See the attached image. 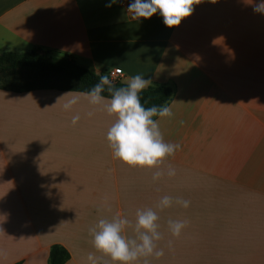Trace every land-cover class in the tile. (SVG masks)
I'll use <instances>...</instances> for the list:
<instances>
[{
  "label": "crops",
  "instance_id": "obj_1",
  "mask_svg": "<svg viewBox=\"0 0 264 264\" xmlns=\"http://www.w3.org/2000/svg\"><path fill=\"white\" fill-rule=\"evenodd\" d=\"M129 2L0 0V55L38 50L96 74L121 69L126 85L139 74L147 88L171 87L173 116L157 119L181 146L159 168L130 167L106 139L115 117L84 93L0 91V187L23 188L20 204L0 203V264H48L53 245L68 250L67 264H89V254L114 264L89 228L116 214L134 225L145 208L159 225L187 223L180 255L166 237L163 256L138 264H264V14L252 0H199L169 28L159 14L132 20ZM156 171L165 175L154 180ZM165 195L190 205L161 210Z\"/></svg>",
  "mask_w": 264,
  "mask_h": 264
},
{
  "label": "clouds",
  "instance_id": "obj_2",
  "mask_svg": "<svg viewBox=\"0 0 264 264\" xmlns=\"http://www.w3.org/2000/svg\"><path fill=\"white\" fill-rule=\"evenodd\" d=\"M117 0L106 5L111 7ZM215 3L216 0H211ZM249 3V0H246ZM199 0H130L127 11L132 20L150 19L156 14L163 18L165 26H179L182 20L193 14L194 5ZM254 12L264 14V0H252ZM152 83L137 74L132 76L124 87H115L107 76H101L84 95L93 106L109 116L115 117L108 128L106 139L112 150L113 158L119 159L130 167L159 168L168 158L175 155L180 144L166 142L157 118H171L172 110L167 105L145 107L141 102V93ZM107 91L108 97L102 95ZM65 93L63 96L68 95ZM79 97L73 96L64 105L70 111L78 103ZM92 115V113H89ZM80 120L79 114L72 116L75 125ZM166 174L175 176V169L169 166ZM165 175L164 171H156L153 179ZM188 208L190 201L165 195L160 198L157 207L161 210L173 205ZM160 217L152 208L138 209L133 225L127 217L116 214L110 219L100 218L89 228L94 248L110 257L114 264H138L141 258L164 255L157 242L162 239L159 229ZM186 221L168 220V229L173 237L179 238L186 227ZM127 228H133L134 238L125 234ZM170 243V242H169ZM89 264H97V258L89 254ZM145 264L147 261L145 259Z\"/></svg>",
  "mask_w": 264,
  "mask_h": 264
},
{
  "label": "trees",
  "instance_id": "obj_3",
  "mask_svg": "<svg viewBox=\"0 0 264 264\" xmlns=\"http://www.w3.org/2000/svg\"><path fill=\"white\" fill-rule=\"evenodd\" d=\"M101 76H107V73L96 74L77 65L67 56L53 57L38 50L0 55V91L16 94L39 90L86 93ZM113 85L117 88L126 86L120 81ZM102 95L108 97L109 93L105 91ZM173 96V89L167 85L149 87L141 93V102L147 101L145 107L169 106ZM70 259L71 255L66 248L53 245L48 264H67Z\"/></svg>",
  "mask_w": 264,
  "mask_h": 264
},
{
  "label": "rangeland",
  "instance_id": "obj_4",
  "mask_svg": "<svg viewBox=\"0 0 264 264\" xmlns=\"http://www.w3.org/2000/svg\"><path fill=\"white\" fill-rule=\"evenodd\" d=\"M2 83V81L0 82ZM4 95H1L0 93V111L3 110L4 113L2 114H6V104L4 102H2L4 99L3 97ZM6 118V115H5ZM2 124L0 125V133H2L4 130L1 129ZM6 141H8V139H5L4 144L7 145ZM22 193H23V188L22 187H15V186H7V187H0V203H2V205H4L3 203L6 204L7 203H11V204H20L21 203V199H22ZM162 235V238H175V242L173 244L174 248L169 251L168 253H170V255L173 256V258H175L177 255H180L181 250L179 249V245H177L178 241L182 238V235L179 238L173 237L168 229V227H165L164 223H161L159 225V229H158ZM129 237L134 238L135 235H133V233L129 232L128 234ZM161 241H159L158 243H160ZM180 243H182L180 241ZM172 247V246H171Z\"/></svg>",
  "mask_w": 264,
  "mask_h": 264
},
{
  "label": "built area",
  "instance_id": "obj_5",
  "mask_svg": "<svg viewBox=\"0 0 264 264\" xmlns=\"http://www.w3.org/2000/svg\"><path fill=\"white\" fill-rule=\"evenodd\" d=\"M107 77L114 84L119 81L120 82L122 81V79L124 78V73L121 69H115V70L109 71L107 73Z\"/></svg>",
  "mask_w": 264,
  "mask_h": 264
}]
</instances>
